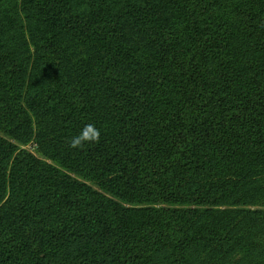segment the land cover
Segmentation results:
<instances>
[{
    "label": "trees",
    "instance_id": "obj_1",
    "mask_svg": "<svg viewBox=\"0 0 264 264\" xmlns=\"http://www.w3.org/2000/svg\"><path fill=\"white\" fill-rule=\"evenodd\" d=\"M160 1L165 7L178 10L193 26L191 42L182 48L175 45V38L171 34L161 31V22L153 25L148 20L145 26H140L143 30L154 28L157 34H163L159 33L162 45L169 53V64L162 70L170 81L167 87L176 89L185 98L170 106L166 116L162 113L148 116L141 110L140 101L131 86L134 83L133 74L142 73L145 69L134 70L132 65L123 74L119 68L123 66L122 58H128L131 54L121 52L120 39H113L110 31L111 24L119 23L125 14L110 15L106 11L105 1L92 0L88 5V9L93 10L89 20L101 17L97 20L100 23L98 25L91 24L92 21L86 18L87 21H78L77 15L69 18L72 13L68 9L65 13L57 12L65 17L66 25L62 28L68 27L75 39L71 46H76L79 41L93 49L94 54L90 56H97V62L92 63L88 70L73 76L72 81L76 82L77 87L76 84L71 86L68 75L67 78L56 76L61 61L62 65L65 63L66 54L50 52L46 53L45 59L34 62L29 75L25 72L22 80L30 79L26 90L32 91L30 97L24 100L18 98L17 102L15 97L21 96L22 91L16 89L13 82L19 81L14 74L19 59L15 58L18 62L14 64L11 56L0 53V65L6 64L5 68L2 66L4 71H0V124L4 126L1 133L8 134L6 136L16 144H25L29 140L33 119L40 116L43 125L37 135L41 139L59 145L54 148L60 152L66 150V146H63L65 143L67 145L70 142L73 147L68 150L72 153L67 156L70 161L66 163L56 155L48 157L42 153L43 156L82 180L69 178L71 183H65L66 189L56 187L51 191V197H37L47 191L30 178V170H33V164L37 162L32 160L30 154H25L24 163L28 170L22 173L25 167L22 164L18 169V177L22 174L24 180L21 178L20 183L26 186L27 194L17 202L14 215L19 234L9 235L7 231L6 234H0V264H136L141 254L147 251L153 252L145 264H164L167 262L164 257L160 260L163 248H168L172 255L171 261L166 264H189L187 257L202 244L205 233L196 235V231H192L191 234L189 231L193 230V226L195 228V223L188 220L189 211L172 207L175 198L180 195L169 187L168 174L181 166L190 168L199 162L204 156L199 150L217 140L225 143L221 148H224L222 151L226 162L230 154L248 148L249 144L244 159L256 156L259 160L255 162L264 163V81L246 91H230L224 97L211 92L202 77V64L208 60L218 62L223 59L225 42L229 39L231 29L236 27L230 25L232 28L229 29V35L226 34L227 30L220 31L221 27L211 30L212 24L207 17L214 11V4L218 5L221 0ZM140 6L135 5L127 12L137 14L145 22L148 14L145 15L144 9H139ZM220 6L222 8L223 5ZM245 7L244 13L239 15V25H244V29L247 27L243 23L244 17L248 19L254 14L253 9L258 10L250 5ZM152 16L161 18L162 14L153 13ZM204 17L207 19L204 20ZM71 22L75 25H68ZM257 22L259 24L256 23V27L264 29L262 21ZM2 30L0 25V34ZM222 62L229 64L225 59ZM42 65L47 68H42ZM85 83L91 87L82 89ZM116 88L121 92V123L110 136H99L98 140L93 141L91 138L94 135L82 117L84 104L89 98H96L97 90ZM124 93H127L126 101L122 97ZM28 102L31 104L26 105ZM203 102L209 106L206 113L203 109L196 110ZM222 104L226 105L223 109L219 106ZM27 107L33 112L34 118L25 110ZM222 111L230 115L227 120L223 118ZM17 124L22 125L19 127ZM23 128L27 131L23 132ZM178 129L184 132L181 136L176 134ZM12 131H17L16 134L19 132L18 136L26 134L27 137H18ZM1 142L10 144L3 139ZM229 148H234L230 154L226 152ZM0 155L1 164L5 156L4 153ZM17 155L15 159L18 160L21 153ZM249 169L244 167V171ZM53 172L57 176L59 170L51 167L50 173L46 172L44 176L55 179ZM246 180L244 185L247 184ZM57 184L60 182H55V186ZM105 194L118 198V201ZM192 194L194 198L189 204L219 205V201L201 199L208 197L205 188L186 196L192 197ZM125 197L140 198L133 203ZM233 198L238 200L237 197ZM247 198L237 202L248 205ZM127 204L130 206L125 207ZM64 213L70 214L62 223L60 219L66 215ZM244 213L245 219L250 221L249 227L253 228L251 237L254 238L256 249H259L256 254H262L264 210H244ZM57 219L59 223L52 225V221ZM229 240V237L224 236V240L216 244L219 246L213 252L220 253L224 259L235 253L238 249L228 243ZM212 262L209 264H214Z\"/></svg>",
    "mask_w": 264,
    "mask_h": 264
},
{
    "label": "rangeland",
    "instance_id": "obj_2",
    "mask_svg": "<svg viewBox=\"0 0 264 264\" xmlns=\"http://www.w3.org/2000/svg\"><path fill=\"white\" fill-rule=\"evenodd\" d=\"M104 1L106 11L110 15L115 13L125 14L119 23L111 24L112 30L110 31L113 39L116 38L118 41L120 39L121 49L123 50L121 52L131 54L128 58H122L123 66L119 68L123 74L132 65L134 70L145 69L142 73L135 72L133 74L134 83L131 86L140 101L141 110L148 116L158 115L159 113L166 116V111L170 106L176 103L177 100L182 101L185 98L178 94L176 89L173 90L171 86L167 87V83H170V81L167 79V74L162 72V70L167 67L165 65L169 64V53L167 54V50L162 45V39L160 38L162 33L159 32L160 34H157L154 28L143 30L140 26H145L148 20L153 25H155V22H161L163 24L161 31H164L167 35L171 34L175 38V45L181 48L190 44L193 26L178 10L175 11L172 8L165 7L164 3H160V0H102V3ZM91 2L92 0H0V25L3 28L0 34V53L8 57L11 56L14 64L18 61L20 62L15 66L14 71L19 81L17 83L13 82L16 89L18 88L22 91L21 96L17 95L15 97L17 102L19 101L18 98L24 100L30 97L32 90H26L30 79H22L26 73L29 75L35 61L45 59L46 53L66 54L65 63L62 65L61 61V65L57 67L56 76L67 78L66 75H68L71 80V86L76 84V82L72 81L73 76H77L83 70H88L92 63L97 62L95 61L97 56H90L94 54L90 46L87 47L78 40L76 46H71L73 45L72 42L75 43V39L68 27L62 28V26L66 25L65 17L57 13H62V11L65 13L66 9H68L72 13L69 14V18L77 15L78 21L79 19L87 21L86 19L89 20V15L93 12L91 8L88 9V5ZM220 4L223 5L222 8ZM135 5H141L139 9H144L145 15L146 13L148 14L145 22L141 21L137 14H128L127 11H131ZM246 5L258 10L255 11L253 9L254 14L248 19L244 17L243 23L247 25L246 29H244V25L243 27L239 25L241 21V16L239 15L244 13ZM213 7L214 11L209 13L207 17L212 24L211 30L221 27L222 30L220 31L227 30L226 34L229 35V29L232 28L230 25H236L234 29H231L229 39L225 42V52H223L225 56L222 57L228 60L229 64L223 63V59L218 62L208 60L206 64H202V77L206 82V87L211 92L225 97V94L230 91H246L264 81V29L255 25L258 23L257 21H262V25H264V0H221L218 5L214 4ZM58 9L61 11H58ZM165 11L166 14H163ZM153 13H161L162 16L161 18H154L152 16ZM261 17L263 18L260 19ZM99 18L101 17L98 16V21ZM207 18L204 17V20ZM97 20L91 19L89 21H92L91 24L93 25H98L100 23ZM70 24H74V22L68 25ZM249 25H252L250 28L255 29L251 30L249 28V31H247ZM156 27L158 28V25ZM17 57L18 61L15 60ZM2 66L5 68L6 64L3 63ZM2 66L0 65V71H4ZM147 66L148 68H146ZM42 68L46 69L47 67L42 65ZM89 87H91L89 83L82 85V89H89ZM232 87H234L233 90ZM122 97L126 101L127 93L122 94ZM120 98L121 92L117 88L108 91L97 90L96 98H89L87 103L84 104L85 109L82 112V117L86 121L91 134L95 135L96 131L99 130V136L107 135L108 137L117 129L121 123L120 115L122 116ZM170 99L171 101L173 99V103H171ZM30 104L31 102L26 103V105ZM219 106L223 109L226 105L222 104ZM208 108V104L203 102V105H199L196 110L200 111L203 109L202 111L206 113ZM25 110L30 112L33 118L35 117L29 107ZM221 113L226 120L230 117L224 111ZM21 125L17 124L19 127ZM42 125L43 121L40 120V116L34 118L29 130L28 142L16 144V142L6 136L8 134L4 135L1 133V129L4 126L0 124V138L10 143H0V153H4L5 156L0 164L1 235L6 234V231L9 235L19 234L18 225L15 223L16 216L14 215L18 207L17 202L27 194L26 186L20 183L23 179L22 174L20 178L18 177V171H20L18 169H20L22 164L25 166V154H30L32 160L37 162L33 164V170H30V178L35 180L37 186H42L47 191L44 195H37V197H51V191L56 189V187L66 189L65 183H71L69 178L82 181L73 172L59 168L50 158L43 156L42 153H46L49 155L48 157L56 155L66 163V161H70L67 156L72 153V151L68 150L73 147L70 142L67 145L65 143L63 146H66V150L60 152L54 148V146L59 145H53V142H50L51 140L44 141L41 139L37 134L41 132L42 129H39ZM22 131L25 132L27 130L23 128ZM11 133L19 135V132L16 134L17 131H12ZM183 133L179 129L176 131L178 136ZM25 135L18 137H27ZM210 143V146L208 145L199 150L204 155L199 162L197 161L190 168H183L182 166L176 168L167 177L169 187L180 195L175 198L176 204L174 203L172 207L189 211L187 218L195 223V228L193 226V230L189 231L191 234L192 231H196V235L205 233L203 234L204 239L201 241L202 244L187 257V261L189 264H209L211 261L214 264H264V253L256 254L259 249H256L254 238L251 237L253 228L249 227L250 221L244 217V210H264V163L255 162L259 160L256 156L244 159V152H248L249 144L247 145L248 148L240 152L237 150V152L235 151L232 154H230L232 152L230 150L234 148H229L226 152L230 154V159L226 162L225 153L223 154L222 151L224 148H221V145L225 143L222 140ZM19 152L21 155L17 160L15 157L18 156ZM51 167L59 170L57 176L53 172L55 179L44 176V173H50ZM244 167L250 169L244 171ZM25 170H28L27 165L21 172L25 173ZM244 173L247 180L244 179ZM41 174L43 176H40ZM12 179L15 181H12ZM244 180H246V185H244ZM55 182H60V184L55 186ZM2 185H4V188ZM202 188L206 189L208 197H201V199L219 201V205L189 204V201L194 197L193 194L192 197H187L186 195ZM96 191L102 193L99 189H96ZM105 195L118 201V198L108 194ZM233 197H237L238 200ZM244 197H248V205H242L237 202L244 201ZM85 198L92 199L94 197ZM125 198H129L134 203L140 197ZM235 203L238 204L235 205ZM124 206L129 207L130 205ZM135 207H138V205H135ZM64 214L66 215H62L60 219L62 223L68 218L67 216L70 213ZM56 223H59V219L52 221L51 224L55 225ZM224 236L229 237L228 243L233 244L234 248L238 249L225 259L220 257V253L213 252L214 248L219 246L216 244L224 240ZM244 237H246V240H244ZM161 251L163 254L160 255V260L164 257L165 261H171L172 255L168 248H163ZM152 252L147 251L141 254L136 264H145ZM167 262H164V264Z\"/></svg>",
    "mask_w": 264,
    "mask_h": 264
},
{
    "label": "clouds",
    "instance_id": "obj_3",
    "mask_svg": "<svg viewBox=\"0 0 264 264\" xmlns=\"http://www.w3.org/2000/svg\"><path fill=\"white\" fill-rule=\"evenodd\" d=\"M93 141H96L99 139V130L96 131L95 135L91 138Z\"/></svg>",
    "mask_w": 264,
    "mask_h": 264
}]
</instances>
